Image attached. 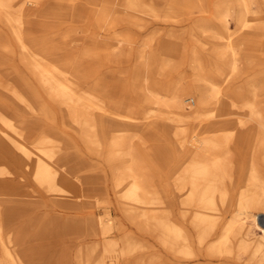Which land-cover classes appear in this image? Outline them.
Segmentation results:
<instances>
[{
	"label": "bare ground",
	"instance_id": "bare-ground-1",
	"mask_svg": "<svg viewBox=\"0 0 264 264\" xmlns=\"http://www.w3.org/2000/svg\"><path fill=\"white\" fill-rule=\"evenodd\" d=\"M186 10L0 0V264H230L246 255L264 264V92L262 117L256 92L245 98L238 46L259 31L264 40V13L258 20L240 0L236 29L226 21L223 35L194 19L189 109V97L159 77L185 48L174 29L144 39L141 64L119 87L106 81L105 47L39 33L43 20L141 27L139 12L181 22ZM65 35L76 38L70 28ZM17 219H26L20 234ZM34 226L40 242L26 238Z\"/></svg>",
	"mask_w": 264,
	"mask_h": 264
},
{
	"label": "rangeland",
	"instance_id": "rangeland-1",
	"mask_svg": "<svg viewBox=\"0 0 264 264\" xmlns=\"http://www.w3.org/2000/svg\"><path fill=\"white\" fill-rule=\"evenodd\" d=\"M151 2L156 8L157 12L164 7L166 3H174L177 6H183L187 8V16L181 21H173L170 17L159 14L151 13H141L136 15V18L144 25L141 27L130 26L126 24H115L104 27H97L94 23L95 18L92 16L86 17L84 21H66V22H55V21H45L42 23L44 29L39 33L46 36H50L51 41H60L66 44L74 45V47L82 48L88 43L92 45H101L105 47L106 57L101 59L105 61L102 65V69L105 73L106 81L109 84H116L122 86V83L127 81L128 78L133 74L135 68L140 65V51L143 48V41L148 36L157 32L159 36L166 33L169 29H174L177 33H181L184 39L185 48L179 57H168L166 65L161 68L159 77L167 86H172L177 88L179 91H183L185 96L189 97V102L185 104L186 108L189 109L194 105V100H196L195 92V61L193 58L192 51L194 46L197 44L192 38V22L194 19L203 20L209 19L210 23V33H216L217 35H223L225 33L226 27L225 22L228 21L227 25L230 30L234 31L236 29L237 20V5L240 0H146ZM249 4L250 10L255 11L258 15V20H263L264 13V0H246ZM185 10V8H184ZM31 16L38 13L36 9H29ZM28 11V12H29ZM123 11L124 18L131 17L125 10ZM134 17V16H132ZM70 28L74 31L76 36L73 41H70L66 37L67 29ZM8 38L11 44H15L14 38L11 33L7 32ZM127 34V36L125 35ZM64 38V39H63ZM158 45V44H157ZM263 32H256L255 35H251L247 39H241L238 42V46L241 53L240 62V76L244 77L245 98L251 99V91L254 90L255 101L258 109L261 111L263 117ZM249 46V48H248ZM253 47V50H252ZM149 50V47L147 48ZM204 55V54H203ZM248 57V58H247ZM137 64V65H136ZM242 65V66H241ZM240 77V78H241ZM164 94V91L161 92ZM107 99L110 101L112 99L108 94ZM174 121V119H171ZM251 126H256V121L251 120ZM160 175L166 179V172L164 170H159ZM227 214L220 221L218 228L221 227L223 221L227 219ZM115 216V213H114ZM26 219H17V234H20L21 230L19 228L24 226ZM126 221V220H125ZM40 224V222H39ZM35 226L30 227L26 238L33 242H40L42 238H36ZM118 236V235H117ZM115 236V237H117ZM144 236V237H143ZM142 238L145 242L150 243L146 234ZM147 238V239H146ZM55 242V247L61 245V242L57 240ZM49 241V246L54 243ZM57 242V243H56ZM153 247H149L145 250V256L147 257L152 251ZM212 264H218L221 262L217 257H211ZM248 255H246L241 260L234 259L229 261L230 264H255L254 261H247ZM223 263H227L223 262Z\"/></svg>",
	"mask_w": 264,
	"mask_h": 264
},
{
	"label": "built area",
	"instance_id": "built-area-1",
	"mask_svg": "<svg viewBox=\"0 0 264 264\" xmlns=\"http://www.w3.org/2000/svg\"><path fill=\"white\" fill-rule=\"evenodd\" d=\"M260 220L264 223V213H260Z\"/></svg>",
	"mask_w": 264,
	"mask_h": 264
}]
</instances>
